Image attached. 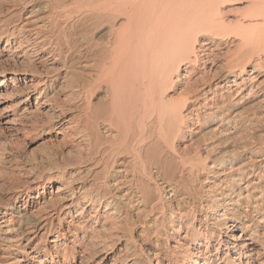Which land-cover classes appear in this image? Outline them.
Here are the masks:
<instances>
[{"label":"bare ground","instance_id":"6f19581e","mask_svg":"<svg viewBox=\"0 0 264 264\" xmlns=\"http://www.w3.org/2000/svg\"><path fill=\"white\" fill-rule=\"evenodd\" d=\"M10 61L0 128L80 152L0 193V264H264V0H0Z\"/></svg>","mask_w":264,"mask_h":264},{"label":"rangeland","instance_id":"374dc122","mask_svg":"<svg viewBox=\"0 0 264 264\" xmlns=\"http://www.w3.org/2000/svg\"><path fill=\"white\" fill-rule=\"evenodd\" d=\"M238 7H239V9H237ZM241 7H244L246 9L247 6L245 3L239 4L235 8L233 7L236 10L235 12H234V9H233L232 13H231V11H232L231 9H230L231 11L229 10L230 12L228 10L227 11L229 14L231 13L230 15H232V14L233 15H235V14L241 15L245 10L243 8L244 10H243V12H241L242 11V10L240 11V9H242ZM32 70H33L32 67H30V66L26 67V64H23V63L22 64L21 63L16 64V63L11 62V61L9 63L8 62L0 63V74L1 73L9 74L13 79H19V81L22 84L28 85V86L33 84V82H31L30 79L24 80L23 77H29V75L31 73L33 74L34 70L33 71ZM166 90H167V93L169 92L168 93L169 97L172 98L173 95H174V99L177 97V96H175L174 91H172V90H174V88L169 89L170 91L168 89H166ZM249 109L243 110L242 114H244V116H249V115H251V113L253 114L254 110L252 108H249ZM245 113L248 115H246ZM36 117H37V119L35 120ZM39 117H42V115ZM43 119H44V117L42 118V120ZM39 120L41 121V118L39 119L38 116L30 118L27 121V122H30V123H28L30 125L29 126L26 125L27 124V122H26V124H25L26 127H25V129H23L24 133L22 131L21 132L19 131V132H17L18 133L17 134L16 132H12V131L10 132L8 130H2L0 128V151L4 155V156L2 155L0 157V166H1L0 167V193H2L3 190L7 191V189L17 187V186H22L25 183H27L26 180H29L30 176L32 175V174H30L31 170H32L31 172L35 171L39 174L43 172V174H44V172L47 173L46 171L50 170L51 168H54V167L56 168V167H58V165H63L65 162H67L68 160H71V158H73V157L76 159V156H77V158H78V152H80V150L77 149L76 147H72V146H74L73 142H71L73 144H71L67 140L64 142L63 141L57 142V140L54 138H50L48 136H46V137L42 136L40 134L39 130L34 131L33 129L36 128V122L37 121L39 122ZM32 122L35 124V127L33 124H32L33 126L31 125ZM200 124L202 125L203 122L198 123V125H200ZM256 126L257 127L253 128L254 130L252 129L254 132L249 131V135L253 136L255 138L253 140L254 143H253V141H251V147L253 145H255V143H256V145H257V143H260V141L262 139L264 140V138L262 137V136H264L263 124H260V126H259V124H256ZM26 129H27V132L24 131ZM28 129H30V130H28ZM256 129L258 130V132ZM259 130H261V131H259ZM20 133H22V134H20ZM261 134H262V136H261ZM14 135H16V136H14ZM256 140H258L259 142L258 141L256 142ZM237 141L239 142V141H241V139L238 138ZM256 145L253 146L252 148L250 147L249 152H252L255 149ZM85 151L87 153L86 149H82L83 154H85ZM72 153H73V156H72ZM249 155H250V153H249ZM84 156H86V154ZM144 217H146V216H144ZM144 217H142L139 220V222H138V220H136V222H135L136 227L132 228L134 234L132 232L127 233V235H131V234L136 235V237H137L136 242L138 244L137 249H139V250L146 249L148 247L149 243L153 242L152 240H154V242L156 241V238L158 236V232L155 236H153L154 232H155L154 229H152L146 225L147 223L149 224L150 220H152V219L147 217L148 220L144 221ZM144 227H145V229H144ZM125 228H127V227H125ZM141 231H143L145 234H143V236L141 235V237H140L139 232H141ZM150 235L153 238H151Z\"/></svg>","mask_w":264,"mask_h":264}]
</instances>
